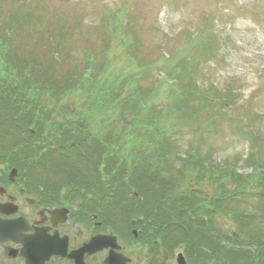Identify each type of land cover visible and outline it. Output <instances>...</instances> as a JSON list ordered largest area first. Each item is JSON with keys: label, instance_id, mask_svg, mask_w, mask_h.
I'll list each match as a JSON object with an SVG mask.
<instances>
[{"label": "trees", "instance_id": "trees-1", "mask_svg": "<svg viewBox=\"0 0 264 264\" xmlns=\"http://www.w3.org/2000/svg\"><path fill=\"white\" fill-rule=\"evenodd\" d=\"M35 8L32 0H23L19 12L6 16L5 30L0 29V170L5 173L16 167L32 184H58V196L63 191L87 194L98 207H106L109 223H119V236L126 231L132 243L140 241L172 255L180 249L187 264H264L262 147L253 146L246 157L254 169L249 174L229 166H212L207 159L210 152L201 155L198 142L193 143V153L182 160V166H172L165 139L174 126L170 122L160 128L153 123L158 116L151 114L152 122L143 116L147 107L156 108L150 106L147 94L151 92L155 99L161 90L154 83L151 90L143 89V64L125 59L112 70L109 63L111 76L104 83L105 92L96 85L88 91L86 78L100 65L91 52H86L82 74L63 73L60 67L56 73L57 59L66 56L60 51L65 29L50 38L54 43L46 45L44 56L33 52L24 57L19 51L16 34L25 31L24 27L30 26L33 42L42 40ZM106 21L111 23L109 18ZM120 31L117 39H126L125 47H135ZM205 49L202 54H209ZM170 58L174 60L170 55L154 61L170 76L165 80L172 79L168 97L173 103L167 109L189 127L194 122L203 124L199 134L209 131L210 121L218 118L224 101L212 102V94H202L191 80L199 57L192 61L191 56H184L174 64L169 63ZM112 93L117 96L109 101ZM64 95L71 100L60 107ZM82 96L86 104L80 108ZM89 107L105 115L96 126L90 123ZM113 109L122 125L118 120L112 122ZM143 126L149 130L145 136ZM48 164L51 167L42 166ZM39 167L43 172H37ZM206 178L210 187H203ZM60 198L64 200L63 195ZM219 216L231 224L223 228Z\"/></svg>", "mask_w": 264, "mask_h": 264}, {"label": "rangeland", "instance_id": "rangeland-1", "mask_svg": "<svg viewBox=\"0 0 264 264\" xmlns=\"http://www.w3.org/2000/svg\"><path fill=\"white\" fill-rule=\"evenodd\" d=\"M22 1L0 0V29L5 30L6 16L12 11L19 12ZM32 3H35L39 18L37 29L43 36L39 43H35L29 33L30 26L24 27L25 31H18L16 44L24 57L33 52L44 56L46 45L52 47L54 43L50 38L63 28L65 36L60 51L66 56L57 59L56 73L61 69L70 75L82 74L86 52H91L100 59V65L86 78L88 91L96 85L98 90L105 92L104 83L111 76L107 67L109 63L113 64L112 70L125 59L133 64H143V89L151 90L153 83L161 89L155 99L151 92L147 94L146 98L151 97L150 106L156 108L147 107L148 112L143 116L144 119L158 116L150 121L160 128L165 129L170 122L174 126L165 139L172 166H182V160H187V155L193 153L191 146L194 142L202 144L201 155L210 152L207 159L212 166H229L241 174L254 170L246 162L253 146L262 147L260 152L264 160V0H32ZM115 22L117 26H114ZM8 29L14 30L15 27ZM119 31L128 35L136 46L125 47L126 39L116 37ZM208 39L210 42L203 43ZM203 47L209 54H202ZM104 52L106 58L102 55ZM170 55L174 56L173 61L171 58L168 61L171 64L184 56H191L192 61L195 56L199 57L191 80L199 92L212 94V102H218L220 98L224 101L225 107L215 121H210L209 131L199 134L203 124L194 122L189 127L184 119L167 109L173 103L168 97L172 79L165 80L170 76H165L160 64L154 61ZM114 96L117 95L112 93L108 100ZM70 98L64 95L60 107L67 106ZM104 98L107 99L106 94ZM85 104L84 97H80L78 107ZM89 108L90 123L96 126L105 115L102 111L96 114V108ZM116 111L119 112L118 107ZM116 111L111 112L112 122L118 120L122 125L118 113L114 114ZM131 113L129 111L128 116ZM148 132L143 126L141 134L145 136ZM199 135H202L201 139ZM42 166L51 167L50 164ZM39 170L43 172L44 168L39 167L38 173ZM195 180L194 175L189 182L194 184ZM207 181L208 178L203 187H210ZM218 221L223 228L231 224L224 216H219ZM112 230L119 234V223L113 224ZM125 232L118 235L128 247L125 251L137 252L134 250L141 246L133 244ZM180 251L177 249L171 254L173 262Z\"/></svg>", "mask_w": 264, "mask_h": 264}, {"label": "flooded vegetation", "instance_id": "flooded-vegetation-1", "mask_svg": "<svg viewBox=\"0 0 264 264\" xmlns=\"http://www.w3.org/2000/svg\"><path fill=\"white\" fill-rule=\"evenodd\" d=\"M12 168L0 170V218L11 227L0 241V264H107L110 252L117 256L115 264H178L169 252L140 241L137 252L127 253L105 206L83 193L63 191L62 200L56 193L60 185L32 184L16 167L11 179ZM95 236L103 237L82 250Z\"/></svg>", "mask_w": 264, "mask_h": 264}, {"label": "water", "instance_id": "water-1", "mask_svg": "<svg viewBox=\"0 0 264 264\" xmlns=\"http://www.w3.org/2000/svg\"><path fill=\"white\" fill-rule=\"evenodd\" d=\"M15 173H16V170L13 169L11 171V175H10V176H12L11 179L14 178L13 175ZM10 232H11L10 224L7 223L5 220H2L0 218V241L6 240V238L10 235ZM100 237H103V236H95V237H93L92 240L89 243H87L85 246L82 247V250H86L87 248L89 249L90 245L95 243V242H97L100 239ZM109 237H111L115 241V236L114 235H109ZM73 256H75V255H73ZM116 258H117V256L110 252L109 255L106 257V263L107 264H115ZM75 259L77 260L76 256H75ZM176 261H177L178 264H187L186 260H185V257H184V255L181 252H179L177 254Z\"/></svg>", "mask_w": 264, "mask_h": 264}]
</instances>
